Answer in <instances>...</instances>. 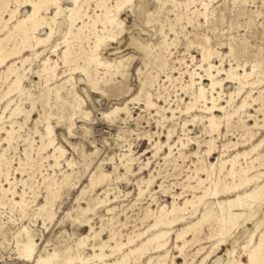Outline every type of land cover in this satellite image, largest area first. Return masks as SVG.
Wrapping results in <instances>:
<instances>
[{
    "label": "rangeland",
    "instance_id": "rangeland-1",
    "mask_svg": "<svg viewBox=\"0 0 264 264\" xmlns=\"http://www.w3.org/2000/svg\"><path fill=\"white\" fill-rule=\"evenodd\" d=\"M25 1L0 0V28L6 25L0 38L14 30L15 19L28 13ZM116 1L80 0L74 6L60 0L56 24L51 23L56 7L50 5L43 13L48 24L43 26L50 24L53 36L44 46L24 49L7 61V65L16 61L13 67L23 76L24 88L22 95L10 96L13 102L6 111V101H0V264H33L18 255L16 242L25 240V230L36 243L37 253L54 252L55 261L62 264L69 255H90L92 245L112 235L116 241L124 243L131 237L133 245L139 244L143 239L136 236L155 220L161 207L196 200L218 177L237 184L263 172L259 180L254 178L231 193L197 201L196 214H186L170 229L164 262L261 264L264 241L258 259L251 252L258 248L264 230V196L255 201L247 198L244 207L233 210L242 217L224 237L218 234L217 216L226 211L217 202L250 192L264 181V0H131L118 11ZM107 6L119 23L114 37L104 29ZM11 9L16 12L8 22ZM70 14L75 15L73 27ZM41 29L38 36L44 38L48 29ZM98 35L106 38L95 48ZM21 39L15 31L3 43L11 51L22 46ZM208 55L221 81L212 92L216 108L209 113L205 106L212 105L211 92L202 68ZM22 56L30 58L20 65ZM46 57L55 73L42 70ZM254 63L258 65L249 86L236 94L237 83L226 71L242 73ZM6 73V65L0 66V91L11 80L5 79ZM199 86L207 88L203 99L197 97ZM249 92V106L235 113ZM191 102L195 109L186 113ZM16 105L19 111L12 114ZM115 107L125 109L106 117ZM212 115L213 127L206 119ZM11 123L13 134L7 136ZM48 124L54 143L64 150L58 166L51 156L53 147H45ZM154 144L161 145L155 155ZM257 144L260 147L250 156L242 155ZM124 154L134 159L130 170H126ZM236 154L240 155L234 170H250L225 177ZM256 156L258 161L253 160ZM221 162L225 163L222 172ZM147 180H151L148 186ZM138 185L145 190L141 195ZM43 204L45 210L39 211ZM208 209L213 210L211 218L190 229L182 247H176V232ZM86 235L84 246H79ZM114 240L109 244L114 245ZM128 248L105 262L112 263ZM157 254L130 258L129 263L145 264L148 256Z\"/></svg>",
    "mask_w": 264,
    "mask_h": 264
},
{
    "label": "bare ground",
    "instance_id": "bare-ground-1",
    "mask_svg": "<svg viewBox=\"0 0 264 264\" xmlns=\"http://www.w3.org/2000/svg\"><path fill=\"white\" fill-rule=\"evenodd\" d=\"M2 1V0H1ZM17 1V0H16ZM59 1L60 0H27L25 1L26 5H28L30 7L28 13H25L22 17L15 19V23L13 24V31H9V33L0 38V66L2 65H6V70L7 73L5 75V79L7 80L8 78L11 77V80L7 83L6 89H1L2 91H0V101H6L5 103V107H4V111H6V109H8L11 105V103L13 102L12 98H10V96L12 94H19L22 95L23 92V76L18 72V67L14 68V64L15 62H11L9 65H7V61L12 57V56H16L21 54L22 52H24L23 50L27 48H35L37 46H39L40 44L43 45V43H47V41L53 36L54 34V29L53 27L49 24L48 26H43L45 25L44 22H46L44 20V12H47L49 9L50 5H54L56 7V10L54 12V16H51V23H55V18L56 16L60 13V6H59ZM74 6L78 4V2L80 0H69ZM102 1V0H101ZM101 1L99 0V2L101 3ZM131 0H117L115 3V9L118 11L120 9V7L123 4H126L127 2H129ZM98 2V3H99ZM6 3V2H5ZM204 3V2H203ZM2 4V2H1ZM107 5V4H106ZM72 6V7H74ZM113 7V6H112ZM69 11H72L73 8H68ZM80 9V8H79ZM104 9V8H103ZM203 9H205L203 7ZM12 10V9H11ZM5 11V10H4ZM7 11V10H6ZM16 9L12 10L10 13V16L8 17V22L14 20V15H15ZM110 9L108 8V6L105 9V20L107 25H103L104 29L106 30V32H108V36L109 37H114L116 35H114L113 30L114 28L119 26V23L116 21V15H110ZM69 15V14H68ZM75 16V15H74ZM71 14L70 16H68V20H70V25L72 26L74 24V19ZM77 18V17H76ZM104 19V18H103ZM95 20V19H94ZM98 20V19H97ZM102 20V19H101ZM76 21V20H75ZM96 22V21H95ZM94 23V22H93ZM46 24H48V21L46 22ZM92 25V24H91ZM121 25V24H120ZM69 26V25H68ZM12 27V26H11ZM73 27V26H72ZM6 28V25L3 27ZM3 28H0V32L3 30ZM41 28H47L48 32L46 33V36L40 37L38 36V31ZM79 28V27H78ZM77 28V30H78ZM12 29V28H11ZM81 28H79L80 30ZM102 29V28H101ZM117 29V28H116ZM115 29V30H116ZM42 30V29H41ZM71 30V29H70ZM17 32L19 34L22 35V39H21V45L20 47L17 46H13L11 51H8L6 49V45L3 43L4 40H7V38L13 33V32ZM79 31H77L78 33ZM105 32V31H104ZM6 34V33H5ZM105 37V36H104ZM103 36L98 35L96 37L97 42L95 44V48L98 47V43L103 40L104 38ZM16 38V37H15ZM18 38V37H17ZM106 38V37H105ZM20 39V38H19ZM8 41V40H7ZM20 41V40H19ZM15 42V41H14ZM14 44V43H13ZM12 44V45H13ZM18 45V42H17ZM44 46V45H43ZM9 47V46H8ZM56 46H54L55 48ZM206 49V48H205ZM211 50V49H209ZM66 51V50H65ZM65 51H63V53H65ZM202 53V52H201ZM211 53V52H210ZM213 53H215L213 51ZM36 54V53H35ZM68 54V53H67ZM231 54V53H230ZM207 55V54H206ZM36 56V55H35ZM211 56V55H210ZM62 57V56H61ZM88 57V56H87ZM203 57V56H202ZM30 57L28 56H22L21 60L19 63H21L20 65H23L26 61L29 60ZM91 60H94V62L96 61L97 58L95 57H90ZM65 59H63L64 61ZM203 60L206 61V66H203V70L209 80V89L211 92V100L210 103L212 105L210 106H205V112L209 113L211 110H213L214 108H216V100L215 97L212 95V92L215 91L217 89V87L220 86L221 81L217 80L215 77V74L213 73L212 69L214 67L215 64H213L210 60H209V55L207 57H204ZM50 58L46 57V59L42 60V64H43V68L42 70L46 73V72H54L55 66H51L50 63ZM65 62V61H64ZM90 62V61H89ZM97 64L99 65L101 62L100 61H96ZM28 63V62H27ZM102 64V63H101ZM16 65V64H15ZM108 65V63H107ZM106 65V66H107ZM258 64L254 63L251 66V70H246L243 69L242 73H232V68L229 71H226V75L228 78H232L233 80L236 81L237 86H238V90L236 92V94L242 93L240 92L243 87H245L246 85L250 84L249 83V79L250 77L253 75V73L255 72V68L257 67ZM24 67V66H23ZM115 67V66H114ZM107 68V67H106ZM216 68V67H214ZM218 68V67H217ZM20 69V68H19ZM223 69V68H222ZM236 68H234L235 70ZM108 70V69H107ZM5 72V71H4ZM236 72V71H235ZM256 74V73H255ZM259 75V73H258ZM45 77V76H44ZM44 77H42L44 79ZM50 77V76H49ZM54 77V75H53ZM3 79V80H5ZM50 79V78H49ZM53 80V79H52ZM231 80V79H230ZM254 80V79H253ZM251 82V81H250ZM260 82V81H259ZM5 83V84H6ZM251 84H255L254 82H251ZM222 85V84H221ZM257 85V84H256ZM249 86V85H248ZM247 87V86H246ZM253 87V86H252ZM198 95L197 97L199 98H205L204 97V92L205 90H207V88L205 89L202 86L198 87ZM251 92V91H250ZM250 92L247 93L244 97H242V100L240 102V104H238L235 108V113H238L241 110H244L248 105V99L250 97ZM32 93V92H31ZM30 94V93H29ZM232 97V95H231ZM57 98V97H56ZM195 99V98H194ZM232 99V98H231ZM234 101V100H233ZM32 103V102H31ZM147 103L149 105H152V102L150 101V95L147 94ZM146 103V106H147ZM126 106V104H125ZM219 106V105H218ZM223 106V105H222ZM185 108V107H184ZM194 108V102L188 104L185 108V112L188 113L190 112L192 109ZM125 107H115L114 109H112L110 112L105 113V116L108 117L110 114H116L118 111L120 110H124ZM195 109V108H194ZM218 109H222V107H218ZM171 110V109H170ZM215 110V109H214ZM19 111V105H16L13 109H12V114L16 113ZM21 111V110H20ZM234 113V112H233ZM20 114V113H19ZM174 114V113H173ZM213 114V113H212ZM10 117V115H9ZM192 117V116H191ZM203 117V116H202ZM213 117L212 116H207L206 119L210 122V125L213 127V125L215 124L213 122ZM193 118H196V116L194 115ZM2 119V115H0V120ZM245 122V121H244ZM1 123V122H0ZM14 123V122H13ZM13 123H11V128L10 130H6L5 133H7V136H10L11 133L13 134ZM10 125V124H9ZM185 125V124H183ZM209 125V126H210ZM4 127V126H3ZM0 129H2V127H0ZM4 129V128H3ZM51 128L49 126V124L46 126L45 131V137L47 138V143L45 145V147H53V156L55 159V165L54 166H58L60 164V158L63 157L64 155V150L56 145V143H54V138L51 136ZM38 131V130H37ZM1 132V131H0ZM4 132V130H3ZM252 132V131H251ZM39 133V132H38ZM42 135V134H40ZM5 136V135H4ZM43 136V135H42ZM210 136V135H209ZM170 137V136H169ZM4 138V137H3ZM9 138V137H8ZM212 138V137H211ZM41 139V138H40ZM9 140V139H8ZM264 140V139H263ZM5 141V139H4ZM178 141V140H177ZM182 141V140H181ZM8 143V142H7ZM42 145V144H41ZM257 146H259V144H257L256 146H253L250 150L245 151L242 153V155L244 157L248 156L249 154L251 155L252 153H254L253 151H256ZM44 147V146H43ZM260 147V146H259ZM161 148V145L158 144H154L153 149L155 150L154 155L156 154V152ZM42 149V147H41ZM4 150V149H3ZM211 150V149H210ZM209 151V150H208ZM210 152V151H209ZM2 155V154H1ZM240 154H236L234 156V158L232 159V164L229 170H227L226 172V176H230L232 177L233 174L235 173H240L242 172L243 174H248L249 172V168L246 170H239V172H236L234 170V166L237 163V157ZM249 155V156H250ZM52 157V158H53ZM258 157L260 156H256L254 157L253 160H257L259 159ZM2 158V157H1ZM123 159L125 160V165L127 166L126 170H130L131 166H132V162H133V157H131L130 154H124L123 155ZM122 160V159H121ZM253 160H251L249 163H251ZM258 161V160H257ZM8 163V161H7ZM258 163V162H257ZM1 164V163H0ZM70 164V163H68ZM224 162L220 163V172H222L224 170ZM227 164V163H226ZM253 164V163H252ZM262 165V164H261ZM248 166V165H247ZM5 167V166H4ZM7 167V166H6ZM253 167V166H252ZM241 168V167H240ZM254 168V167H253ZM212 169V167H211ZM210 170V169H209ZM199 171V170H198ZM197 171V172H198ZM203 171V169H202ZM201 171V172H202ZM6 173V172H5ZM6 175V174H5ZM239 175V174H238ZM263 175V172H258L255 175L251 176V177H246L245 181H239L237 184H230L224 181V179L222 177H218L215 178L217 179L216 181L213 182H209L210 184L208 186L205 187L203 194L199 195L196 197V200H194L195 198L192 199H186L184 202H182V204H173L171 205V207L169 209H165L164 207H161L159 209V213L158 216H156L155 220L141 233H139L136 237L137 238H142L143 240L136 245H133V242L135 241L134 238L131 237H127L126 242H121V241H116L114 240V236L112 235V237L110 238V240H114V245L109 244V241H103L102 243L98 244V245H92V251L93 253H91L90 255L86 256V257H81L79 254H77V256H72L69 255L64 259V263L65 264H76V262L78 261V263L80 262V264H93L92 261L93 260H99L102 264H108L105 262V259H107L110 256H113L116 252L121 251L124 247H126L127 245H129V248L126 252H123L122 255L118 258H116L112 263L110 264H130L129 263V259L133 258L134 260H138L141 259L142 257L146 256V254L148 253H155V252H159V254L157 255H151L147 257L146 263L145 264H164L165 262V258L167 256V250H165V246L167 242V236L169 235V231L170 229L177 224L180 221H183L186 217L185 215L188 213H192V214H196L197 211V205L196 202L197 201H202L206 196L211 195L213 197H218V195L220 193L222 194H227V193H231L232 191H234L237 188H240L241 186H243L244 184L250 182L252 179L254 178H259ZM106 175L102 174V178H104ZM224 177V178H225ZM245 177V176H244ZM8 178V177H7ZM238 178V177H237ZM242 179V177H241ZM232 180V179H231ZM259 180V179H258ZM205 181V180H204ZM151 180H147L146 184L147 186L150 184ZM201 182V181H200ZM232 183V182H231ZM94 182L91 181V185H93ZM202 185V184H201ZM199 186V184H198ZM193 187V186H192ZM200 187V186H199ZM188 188V187H187ZM190 188V187H189ZM5 190V188H3ZM3 190V192H4ZM191 190V189H190ZM194 190V189H193ZM196 190V189H195ZM145 190H143L139 185H138V195H141ZM13 192V191H12ZM17 192V191H16ZM264 196V181L261 184H258L254 187V189H252L250 192H246L243 194H237L234 198H226L222 201H218L217 202V206L220 208V210L226 211V213H221L219 216H217V222L219 224V231L218 234L220 236L226 235L231 229H233L237 223L239 222V220L242 217V213L241 212H233V210L235 209H240L241 207H244L245 205V200L247 198H251L254 201L259 199L260 197ZM176 197V196H175ZM177 198V197H176ZM249 200V199H248ZM248 204V203H247ZM251 206V204H248V207ZM88 208V207H87ZM45 210V204L41 205L39 207V211H44ZM88 209H86L85 211H87ZM84 211V210H83ZM108 212L112 211V208H108L107 209ZM213 211V210H212ZM212 211L210 209L205 210L201 216L192 224H188L186 225V227L182 228L180 231L176 232L175 236H174V244L176 247L181 248L182 247V239L184 238V236L187 234V232H189L190 229H194V227H196L197 225H200L204 222H206L209 218H211L212 216ZM218 211V212H221ZM157 215V214H156ZM47 216V215H46ZM193 216V215H192ZM51 217V216H50ZM91 228V227H90ZM197 228V227H196ZM23 229V228H22ZM92 229V228H91ZM192 229V230H193ZM25 230V229H24ZM195 230V229H194ZM25 240L21 241V240H17L16 245H17V250H18V255L20 256V258L25 259L26 261H31L33 264H62L59 263L56 260V254L53 253H46V254H39L36 252V243L33 241L32 237L28 234V232L25 230ZM217 234V235H218ZM261 234V242L258 245V248L255 249L256 251L251 252V255L257 258L258 256V251L262 245V242L264 241V230L262 231ZM145 235V238H143L142 236ZM171 235V234H170ZM169 235V236H170ZM95 236V235H94ZM87 238L86 236H83L80 238L79 240V246H84L85 244V239ZM184 241V240H183ZM222 240H220L221 242ZM135 243V242H134ZM169 244V243H168ZM132 245V247H130ZM106 248L109 249V252H106ZM262 250V249H261ZM261 252V251H260ZM264 253V252H263ZM250 255V253H249ZM251 256V257H252ZM255 258V259H256ZM260 258V257H259ZM254 259V260H255ZM258 259V258H257ZM264 259V257H263ZM250 261V258H249ZM253 261V260H251ZM259 262V261H258ZM262 262V261H261ZM77 263V264H78ZM251 264V262H250ZM264 264V261L261 263Z\"/></svg>",
    "mask_w": 264,
    "mask_h": 264
}]
</instances>
